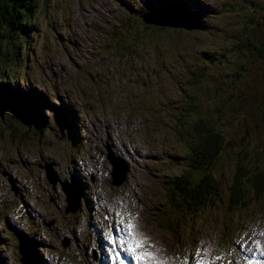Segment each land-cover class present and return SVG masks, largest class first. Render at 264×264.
Listing matches in <instances>:
<instances>
[{"label": "rangeland", "instance_id": "obj_1", "mask_svg": "<svg viewBox=\"0 0 264 264\" xmlns=\"http://www.w3.org/2000/svg\"><path fill=\"white\" fill-rule=\"evenodd\" d=\"M161 1L36 0L26 32L1 41V86L40 93L43 123L40 130L37 116L30 125L9 111L0 117V264H21L17 231L37 241L38 264H132L143 257L155 259L150 264H227L238 248L243 259L256 240L264 249L263 200L249 205L230 239L222 238L223 204L216 200L195 225L193 244L158 229L153 214L164 200L161 170H185L166 169L180 152L179 106L222 133L225 148L212 173L223 183L239 163L264 167V0H165L186 4L204 31L152 30L141 16ZM54 112L73 120L76 134L70 126L61 133ZM108 152L130 163L119 187L110 184ZM72 179L84 184L75 212L62 189ZM90 220L106 242L88 229ZM130 237L133 245L119 253ZM26 246L24 263L34 264L33 242Z\"/></svg>", "mask_w": 264, "mask_h": 264}, {"label": "trees", "instance_id": "obj_2", "mask_svg": "<svg viewBox=\"0 0 264 264\" xmlns=\"http://www.w3.org/2000/svg\"><path fill=\"white\" fill-rule=\"evenodd\" d=\"M35 1L0 0V43L2 40L16 39L20 33L26 32ZM197 1L180 0L187 4ZM147 9L145 11H148ZM12 93L19 95L20 99L12 102L10 97ZM38 95L40 93L15 92L9 84L5 88L0 84V117L9 111L24 124H33L32 120L37 116L35 98ZM189 102L193 104V100ZM172 105L176 108L178 104L173 102ZM179 109L181 112L179 111L177 121L181 128L177 132V141L180 152L169 156L166 169L183 167L185 170L180 174H166L162 169L159 173L164 200L153 207L155 225L158 229L162 228L174 236L184 237L189 244H193L196 239L195 225L204 223L209 208L217 199L223 202L220 218L222 237L230 239L236 231V226L247 214L249 205L259 200L264 201V167L255 165L249 168L247 164L239 163L235 166L230 180L223 183L212 173L225 148L222 133L202 117L189 119L191 115L186 114L183 105L179 106ZM37 118L39 121L36 125L41 130L43 122L38 116ZM73 123L74 121L71 120L72 127ZM223 193L226 199L221 196ZM185 216H188L187 222L183 220ZM18 237L23 240L22 250L25 253H27V243L33 242V261L34 264L36 260L38 263L40 257L36 250L37 241L21 234ZM19 255V260L23 264L20 252Z\"/></svg>", "mask_w": 264, "mask_h": 264}, {"label": "water", "instance_id": "obj_3", "mask_svg": "<svg viewBox=\"0 0 264 264\" xmlns=\"http://www.w3.org/2000/svg\"><path fill=\"white\" fill-rule=\"evenodd\" d=\"M166 8L168 9L167 12H165L163 14V11L161 10V15L163 16V19H165L166 17H168V15L171 14L172 23L175 25V28H182L180 26H183V29H185V28H187V29H195V28H197V29H200V30H205L206 29L205 25H202L199 22L197 24V22L193 20L194 14L192 13V11H190V10H188V11L178 10V8H180V7H178L175 4H170ZM176 10H177V12H176ZM159 14H160V12H159ZM197 17L199 18V16H197ZM142 18L147 23H155L158 20V14L156 12H154V11H149L148 10V11H144V14L142 15ZM160 21L161 20H159V22ZM192 21H193V24H192ZM164 22L167 23L166 20ZM53 116L56 117L55 122L59 126V128H60L59 130H61L60 131L61 133H63V130L65 128H69V126H70L69 121L66 120L65 118H63L62 115L59 112H54ZM107 159L109 160V162H110V164L112 166V170H111V178H112L111 184L113 186H120V184L123 183L126 180V178H127V174L130 171V164L123 157H121L119 155H116V154H112L111 152L107 153ZM115 168H117V169L115 170ZM45 174H46L47 180L52 185H55L57 183V182H55L57 179L56 178L54 179L55 175H51V171L49 169L47 170V168H46ZM50 176H52V177H50ZM51 178H53V179H51ZM74 183H77V180L72 179L71 182H66L65 184H66L67 187H69L70 185H72ZM65 194H66V196L68 195V197L70 198V204H69L68 210L71 208L69 211L75 212L77 210L78 206H79V202L77 201L78 198H79V195L75 196V193L73 192V190H69L68 191L67 189L65 190ZM17 239H18V249H19V252L21 254V261L23 262V260L25 261V259H26L25 255L27 253H25V251L22 250V243H23L22 238L21 237H17ZM36 264H37V260H36Z\"/></svg>", "mask_w": 264, "mask_h": 264}, {"label": "bare ground", "instance_id": "obj_4", "mask_svg": "<svg viewBox=\"0 0 264 264\" xmlns=\"http://www.w3.org/2000/svg\"><path fill=\"white\" fill-rule=\"evenodd\" d=\"M170 4H175V5H177L178 7H180V8H178V10H182V11H188V10H190L189 9V7L186 5V4H182V3H175V2H167V1H165L164 0V2H160V5L158 6V8H156V9H152V10H149V11H154V12H156L157 14H158V20L155 22V23H147V22H145L144 20H143V18H142V16H141V20L145 23V24H147V25H150V27H151V29L152 30H155V28L156 29H158L157 31H167V30H169V29H172V30H174V28H175V25L172 23V16H171V14L170 15H168V17H166L165 19H163V16L161 15V10L163 11V14L165 13V12H167V6L168 5H170ZM176 8V7H175ZM149 9V8H148ZM159 12H160V14H159ZM176 12H177V10H176ZM155 16V15H154ZM159 20H161L160 22H159ZM167 21V23H165L164 21ZM189 25V24H188ZM172 27V28H171ZM180 27H182L183 28V26H180ZM186 30H188V31H194V30H198V31H204V30H200V29H197V28H195V29H187V28H185ZM186 99H188L189 101L190 100H192L189 96L188 97H186ZM185 99L182 97V101H184ZM35 101L38 103V101H39V99H37V97L35 98ZM69 101V100H68ZM53 119L54 120H56V117H54L53 116ZM170 162H171V160H170ZM62 189L65 191L66 189L69 191V189H68V187L66 186V184H62ZM23 190V189H22ZM67 192V191H66ZM89 193H90V188L89 187H87L86 188V190H85V194L86 195H89ZM101 198H103V196H101ZM225 199H226V197H225ZM217 200V199H216ZM220 202L223 204V202L220 200ZM69 204H70V198L68 197V195H67V207L69 206ZM186 217H188V216H185L184 217V221H185V218ZM94 226V228L96 229V235L98 236V238H100L102 241H104V242H106V239L104 238V236L101 234V232H100V230L97 228V227H95V224L93 223V220H90L89 221V223H88V229L89 228H91V227H93ZM241 228H242V226L240 225V223L236 226V233H238L240 230H241ZM87 235H91V233H90V231H88L87 232ZM223 238V237H222ZM223 242H225L224 241V239H223ZM257 242H259V240H256V247L255 248H253V249H251V251H250V253H245V255L243 256V259H244V257H248V264H256L257 263V256H258V247H257ZM262 245V244H261ZM88 246V244L85 246V247H87ZM25 250H26V248H25ZM237 251L239 252L238 254V256L236 257V259L234 260L235 262H227V264H242L243 263V259L241 258V256H240V249L238 248L237 249ZM106 256L107 257H109L110 256V254L108 253V252H106ZM224 261V259L222 260V261H217V262H215L214 264H222V262ZM23 263H24V260H23Z\"/></svg>", "mask_w": 264, "mask_h": 264}]
</instances>
